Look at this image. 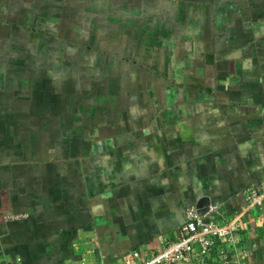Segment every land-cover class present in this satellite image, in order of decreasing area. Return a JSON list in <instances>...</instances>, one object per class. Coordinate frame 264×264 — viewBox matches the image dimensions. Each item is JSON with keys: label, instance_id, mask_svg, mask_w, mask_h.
Returning <instances> with one entry per match:
<instances>
[{"label": "crops", "instance_id": "crops-1", "mask_svg": "<svg viewBox=\"0 0 264 264\" xmlns=\"http://www.w3.org/2000/svg\"><path fill=\"white\" fill-rule=\"evenodd\" d=\"M117 2L123 67L129 61L139 71L146 51L175 61L162 65L163 72L183 97L193 87L195 99L213 100L212 108L191 107L196 116L212 111L207 125L213 133H200V123L188 126L192 133L186 137L178 135L187 130L184 122L179 128L81 123L70 96L53 89L46 77L39 75L29 90L16 92L5 76L0 89V157L6 159L0 165V260L18 256L11 252L17 244L21 254L41 257V264H124L126 252L141 249L147 255L175 238L186 208L207 196L208 209L237 217L234 249L227 253L231 263L264 264V206L245 207L246 190L264 178V0ZM144 3L145 11L151 9L145 14ZM157 3L169 5L158 14L152 9ZM174 18L181 26L171 22ZM142 19L152 27L160 24L167 37L159 40L151 29L147 37H152L143 38ZM187 35H196L197 44H189ZM184 48L197 52L193 75L185 70L189 62L181 63ZM121 111L126 110L112 114ZM83 129L92 132L85 140L76 136ZM112 129L113 134L105 133ZM62 131L75 136L55 140ZM125 131L126 139L115 138ZM78 142L97 152L85 159L72 151L45 154V147ZM19 152L25 153L24 163L14 158ZM79 197L91 210L84 219L71 211ZM62 209L64 215L55 214ZM222 250L218 246L213 259L197 264H220Z\"/></svg>", "mask_w": 264, "mask_h": 264}, {"label": "rangeland", "instance_id": "rangeland-1", "mask_svg": "<svg viewBox=\"0 0 264 264\" xmlns=\"http://www.w3.org/2000/svg\"><path fill=\"white\" fill-rule=\"evenodd\" d=\"M168 5L157 3L152 9L161 14L165 12L163 9H167ZM173 5L177 8V5L182 4L174 3ZM142 6L143 14L151 10L145 11L148 4L144 3ZM172 10L176 11V9ZM117 19V0H0V89L3 90L5 76H8L7 83L10 87L17 89L16 92H25L35 83L34 78L41 75L42 78L46 77V80L52 82L53 89L70 96L72 108H78L80 114L77 119L81 118V123L93 122L95 125L107 123V121L111 124L123 125L171 123L179 128L184 122L188 131L178 132L179 136L183 134L184 137L188 135L187 132L192 133L188 129L190 126L200 123V125L203 124L200 133L204 136L212 134L213 128L207 125L213 118L212 111L209 114L196 116L193 109L191 111V107L200 105L212 108L213 100L211 98L195 99L193 87L190 90L186 87L189 91L184 97L177 92L180 89L176 88L177 84H174L168 74L163 72L162 66H171L175 61L154 58L146 51L143 53L139 71L134 70L129 61L127 62L130 66L126 64L123 67L124 59L121 58L120 51L117 49L119 27ZM178 20L174 18L171 22L174 21L176 25L181 26V20ZM151 25V21L142 19L143 38L149 35L151 29L157 33L155 36L157 39L167 37L164 35L166 29L160 24H157V28L155 24L153 27ZM169 33L174 35L172 32ZM188 39L189 44L193 41V44L198 42L196 35H189ZM64 43H71L78 47L74 59L64 57ZM187 47L191 49L189 45ZM185 48L181 50V63L189 62L185 70H189L193 75L197 68L193 64L197 62V52ZM157 52L160 53V51ZM182 99L186 101V104L181 102ZM123 109L126 111L117 112L118 115L112 114L116 110ZM171 109H174L173 115L169 112ZM69 119L74 122L75 117L69 116ZM88 130L90 129L79 130L76 136L85 140L92 134ZM114 130L105 131V133L113 134ZM127 133L125 131L115 138L126 139ZM142 133L146 134L145 130ZM73 136L75 134L62 131L57 133L55 140L65 138L68 141ZM44 149L46 155L54 154V152L58 155L69 154L72 151L84 159L86 154L95 150L97 152L96 148H89L81 145L80 142L73 143L72 147L59 146ZM24 155L25 153L19 152L14 158L24 163ZM3 161L6 159L1 156L0 165ZM96 182L94 179L91 183L95 185ZM83 201L84 199L80 197L74 201L71 204V211L73 215L84 219L88 207L85 208ZM63 209L55 214L64 215ZM90 213L91 210L87 212V216ZM16 247L17 244H12L11 252L21 257L10 256V258L1 259L0 264H41V257L32 258L31 255H24V252L21 254V250H16Z\"/></svg>", "mask_w": 264, "mask_h": 264}, {"label": "built area", "instance_id": "built-area-1", "mask_svg": "<svg viewBox=\"0 0 264 264\" xmlns=\"http://www.w3.org/2000/svg\"><path fill=\"white\" fill-rule=\"evenodd\" d=\"M264 206V178L257 185L246 190V208L254 210ZM12 218L22 217L11 215ZM235 219L226 217L217 208H209L199 215L195 206L186 208V218L178 227V235L166 240L160 248L150 254H144L141 249H133L122 256L124 264H197L205 258H212L218 246L220 264H232L227 253L234 249ZM97 264V263H91Z\"/></svg>", "mask_w": 264, "mask_h": 264}, {"label": "water", "instance_id": "water-1", "mask_svg": "<svg viewBox=\"0 0 264 264\" xmlns=\"http://www.w3.org/2000/svg\"><path fill=\"white\" fill-rule=\"evenodd\" d=\"M63 47H64L63 49L64 57L68 59H74L76 57L78 52V48L76 46L71 45L69 43H64ZM208 205H209V198L207 196L200 197L195 204L197 213L199 215H203L204 213H206V211L208 210Z\"/></svg>", "mask_w": 264, "mask_h": 264}]
</instances>
